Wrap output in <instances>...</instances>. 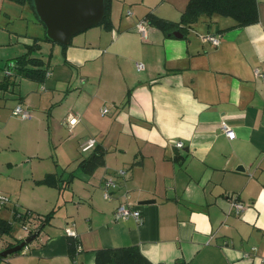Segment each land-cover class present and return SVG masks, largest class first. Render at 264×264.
I'll use <instances>...</instances> for the list:
<instances>
[{
	"label": "crops",
	"instance_id": "0c3cea01",
	"mask_svg": "<svg viewBox=\"0 0 264 264\" xmlns=\"http://www.w3.org/2000/svg\"><path fill=\"white\" fill-rule=\"evenodd\" d=\"M187 2L112 0L111 28L78 32L64 49L39 42L36 52L47 48L48 57L32 55L44 62V79L16 77L26 88L14 104L30 110L27 140L35 152L22 157L37 161L12 160L0 147L8 157L0 194L9 199L0 217L12 221L14 209L54 214L0 264H75L66 227L75 232L80 264H95L98 249L127 246L153 264H264V76L255 74L264 73V0H257L258 21L242 27L213 15L180 36L148 23L145 36L138 31L147 13L178 21ZM30 21L43 26L29 3L0 0V60L11 64L43 37L44 27L30 30ZM206 34L219 42L204 40ZM5 80L13 81L7 65L0 88ZM89 138L95 144L83 149ZM93 152L103 153V164L88 173L81 162ZM48 173L57 185L37 182ZM106 177L118 182L110 199L102 192ZM121 202L141 220L114 219ZM233 202L244 209L236 213ZM31 234L14 221L12 233L0 237V252Z\"/></svg>",
	"mask_w": 264,
	"mask_h": 264
},
{
	"label": "trees",
	"instance_id": "16d2710c",
	"mask_svg": "<svg viewBox=\"0 0 264 264\" xmlns=\"http://www.w3.org/2000/svg\"><path fill=\"white\" fill-rule=\"evenodd\" d=\"M18 4L29 3L34 9L32 0H11ZM112 0H103L104 16L98 25L106 29L111 28L112 24L109 17V11ZM213 15L228 16L234 20L236 27H242L253 24L258 21L257 0H188L184 11L181 13L178 21H171L161 18L153 13H147L144 20L149 25L159 29L165 36L173 37L175 33H186L187 29L193 28L194 24L201 16L211 17ZM40 21V20H39ZM43 25V23L40 21ZM44 30L45 26L43 25ZM50 41L44 33L43 37H34L32 44L27 46L24 53L13 57L7 64V67L13 70V83L16 77L30 78L35 81H42L45 76L46 67L40 57L33 56L32 53L40 49V41ZM67 45H62L64 49ZM10 74H6L9 77ZM8 80V79H7ZM7 80L5 83L8 84ZM81 163L84 164L83 169L90 173L97 166L103 164V153L93 152ZM38 183L57 185L55 176L51 173L46 174ZM54 210L44 215H35L31 211H17L14 209L13 220L8 221L0 217V237L4 234H11L14 229V221L21 225L25 224L29 227L30 233H38L39 230L49 223L53 217ZM40 221H33L37 219ZM31 223H36L35 226ZM21 239H16L15 243H19ZM9 244L8 246L13 245ZM78 240L75 237H68V252L71 258L77 255ZM95 264H153L146 259L140 251L133 246L118 248H102L98 249L95 254Z\"/></svg>",
	"mask_w": 264,
	"mask_h": 264
},
{
	"label": "water",
	"instance_id": "95a60500",
	"mask_svg": "<svg viewBox=\"0 0 264 264\" xmlns=\"http://www.w3.org/2000/svg\"><path fill=\"white\" fill-rule=\"evenodd\" d=\"M32 3L45 26L46 36L62 45H67L76 33L99 24L104 16L103 0H32ZM175 35L180 36L177 32ZM36 235L18 238L21 241L1 251L0 256L4 258L19 251Z\"/></svg>",
	"mask_w": 264,
	"mask_h": 264
},
{
	"label": "rangeland",
	"instance_id": "374dc122",
	"mask_svg": "<svg viewBox=\"0 0 264 264\" xmlns=\"http://www.w3.org/2000/svg\"><path fill=\"white\" fill-rule=\"evenodd\" d=\"M30 14V13H29ZM30 17H34V15L30 14ZM33 19V18H32ZM35 19V17H34ZM37 24H32L31 21L29 22V29L35 30L38 26ZM40 27H43L40 25ZM43 29V28H42ZM44 33V29L42 30ZM14 50V48H13ZM35 55L42 56L44 58L48 57V49L44 48L40 52H36ZM16 55H13V57ZM7 59L0 60V80H2V76L5 71V67L8 63ZM22 82V84H21ZM25 80L16 78L15 83L11 81L7 86H2L0 88V125L6 124V131L0 129V147L4 148L5 151L11 154L12 160L16 158L17 160H21L22 158H26V160L31 159L33 161H37V158L33 157H22L24 154H31L35 152V149L32 147V141L29 139L27 140V134L31 125L27 123L28 119H21L20 117L12 114V109L16 100L18 99L20 92L25 90ZM31 119V118H29ZM41 128V125L39 126ZM40 134V133H39ZM35 137H39L35 135ZM43 137V136H42ZM41 138V135L40 137ZM45 141V140H44ZM45 146L48 149V142H45ZM44 146H40V154H45ZM8 157L0 156V167L5 164ZM21 158V159H20ZM16 232H23L20 227L16 224L15 225Z\"/></svg>",
	"mask_w": 264,
	"mask_h": 264
},
{
	"label": "built area",
	"instance_id": "2783aa9c",
	"mask_svg": "<svg viewBox=\"0 0 264 264\" xmlns=\"http://www.w3.org/2000/svg\"><path fill=\"white\" fill-rule=\"evenodd\" d=\"M138 31L141 33L142 36L146 35V21L143 19L139 22H137L136 24ZM204 40H208L213 44H217L219 42V36L217 35H212V34H206L203 36ZM136 67L137 69H141L143 68V64L141 62H136ZM255 74L258 76H264V73H262L259 69L255 70ZM107 112V108L106 107H102L101 109V113H106ZM12 114L16 115L18 117H20L21 119H28L31 117V113L30 110L28 108H25L23 106H21L20 104H17L13 107L12 109ZM67 123L69 125H74L76 123V118L75 117H70L67 120ZM221 129L223 130V132L225 133V135L228 138H233L235 133L234 131L224 122H221ZM95 139L94 138H89L87 139L83 144L82 147L83 149H86L89 146H92L95 144ZM175 145L179 148H181L183 146L181 141H177L175 143ZM124 174V170H119L118 171V175L122 176ZM118 187V182L116 181L115 178L113 177H106L102 183V192H103V197L105 199H110L111 198V193L112 191H114L115 189H117ZM125 195V194H124ZM8 197L6 195L0 194V205H6L8 202ZM234 210L236 213H239L240 211H242L244 209V205L241 202H233L232 203ZM129 216H132L133 218H135L137 221H140L142 216L141 213L136 210V209H131L128 206L125 205V203L121 202L117 205V207L115 208L114 212H113V217L114 219L118 220V219H126ZM22 227L29 232V227L28 225H23ZM65 233L67 236H71V237H75V232L70 228V227H66L64 229ZM77 253L79 252V247L77 246ZM74 262L75 264H80L76 261V258H74Z\"/></svg>",
	"mask_w": 264,
	"mask_h": 264
}]
</instances>
